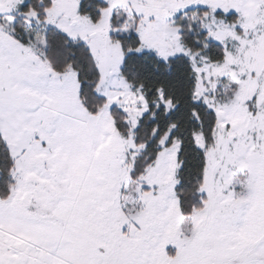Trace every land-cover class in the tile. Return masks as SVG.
Instances as JSON below:
<instances>
[{
	"label": "snow or ice",
	"instance_id": "snow-or-ice-1",
	"mask_svg": "<svg viewBox=\"0 0 264 264\" xmlns=\"http://www.w3.org/2000/svg\"><path fill=\"white\" fill-rule=\"evenodd\" d=\"M0 264H264V0H0Z\"/></svg>",
	"mask_w": 264,
	"mask_h": 264
}]
</instances>
